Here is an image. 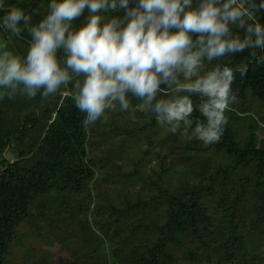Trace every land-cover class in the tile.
<instances>
[{
    "label": "trees",
    "instance_id": "1",
    "mask_svg": "<svg viewBox=\"0 0 264 264\" xmlns=\"http://www.w3.org/2000/svg\"><path fill=\"white\" fill-rule=\"evenodd\" d=\"M3 3L0 25L18 8L35 26L51 0ZM88 15L85 9L73 27ZM254 15L264 25V9ZM232 31L245 36L236 27ZM30 42L26 30L17 37L0 26V44H7L0 51L23 58ZM216 64H248L246 76L235 73L231 95L264 104V63L257 64L250 50L206 62V68ZM71 90L69 84L61 89L67 95L0 100V264L24 222L34 234L51 233L62 241L76 232L77 253L68 249L59 264H264V138L257 136L264 134L263 118L240 136L236 121L248 111L243 104L237 110L228 105L220 141L205 145L192 129L197 121L207 122L198 107L206 98L191 95L188 138L183 123L176 132L161 127L129 94V111L117 104L105 112L109 123L102 117L85 129L86 113L76 107ZM174 94L161 85L158 99ZM53 256L42 264H54Z\"/></svg>",
    "mask_w": 264,
    "mask_h": 264
},
{
    "label": "clouds",
    "instance_id": "2",
    "mask_svg": "<svg viewBox=\"0 0 264 264\" xmlns=\"http://www.w3.org/2000/svg\"><path fill=\"white\" fill-rule=\"evenodd\" d=\"M48 9L35 26L18 8L3 17L0 26L17 37L26 30L31 42L23 58L0 51V100L67 95L61 89L71 84V98L86 113L85 129L117 104L129 111L131 94L161 127L176 132L183 123L188 137L195 94L206 98L198 107L207 122L197 121L192 136L205 145L217 143L228 123L224 112L235 101V73L246 76L248 64L208 70L206 62L250 50L257 64L264 63V25L254 15L264 0H51ZM85 9L86 23L74 28ZM233 27L245 32L243 39ZM161 85L175 94L158 99Z\"/></svg>",
    "mask_w": 264,
    "mask_h": 264
},
{
    "label": "rangeland",
    "instance_id": "3",
    "mask_svg": "<svg viewBox=\"0 0 264 264\" xmlns=\"http://www.w3.org/2000/svg\"><path fill=\"white\" fill-rule=\"evenodd\" d=\"M241 104L247 109L248 115L246 116L247 118L244 117L246 118L245 120L240 119L236 121L239 122L237 133L240 136H245L247 134L248 126L259 125L262 122V118L264 119V104L246 96L244 100H235L229 105L237 110L240 108L239 105ZM105 117L106 119L104 117L103 119L109 123L111 121L109 118L110 115ZM107 125L109 124H106L104 127L108 130L110 126ZM257 136L260 140L261 138H264V134L261 132H258ZM180 138H182V136H180ZM101 147L103 148L100 149H104L103 151H105L107 146L102 144ZM133 220L128 222L130 226ZM17 232L19 233L18 239L9 248L5 256L4 264H42L48 261L45 258L46 256H49L50 253L54 255V264H59L61 261H64L63 256H66V251L68 249L71 250L73 254L77 253L75 245L79 243V240H77L76 232L66 235L62 241L51 233L45 232V235H40L35 232L34 234L32 228L25 222L19 225ZM79 233L80 232H78V234ZM36 234L38 236H36ZM86 251L89 252L90 249H86ZM29 260H31V262H29ZM66 261L73 262V260L67 259Z\"/></svg>",
    "mask_w": 264,
    "mask_h": 264
},
{
    "label": "bare ground",
    "instance_id": "4",
    "mask_svg": "<svg viewBox=\"0 0 264 264\" xmlns=\"http://www.w3.org/2000/svg\"><path fill=\"white\" fill-rule=\"evenodd\" d=\"M103 130V129H102Z\"/></svg>",
    "mask_w": 264,
    "mask_h": 264
}]
</instances>
